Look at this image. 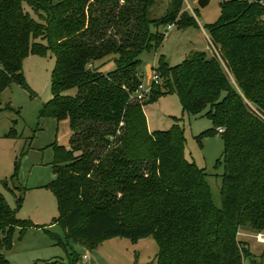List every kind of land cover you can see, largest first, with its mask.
Listing matches in <instances>:
<instances>
[{"label": "trees", "instance_id": "obj_1", "mask_svg": "<svg viewBox=\"0 0 264 264\" xmlns=\"http://www.w3.org/2000/svg\"><path fill=\"white\" fill-rule=\"evenodd\" d=\"M158 1L0 0V96L14 84L28 89V56L55 57L52 98L40 118L68 121L71 130L67 146H52L48 186L59 210L52 225L67 239L95 251L108 239L153 237L154 264H264V249L258 262L238 239L243 226L264 232V121L252 109L264 114V8L260 0L221 3L208 26L219 56L194 51L174 67L161 56L162 83L144 101L140 57L165 39L151 27L194 25L184 0H167L163 16L151 18ZM111 60L114 70L103 71ZM173 90L185 112L212 121L201 137L223 141L221 207L206 171L186 159L181 127L149 130L145 105ZM17 136L12 127L8 137ZM31 227L40 228L19 219L0 193V264H12L2 252L13 248L17 230L22 236Z\"/></svg>", "mask_w": 264, "mask_h": 264}, {"label": "rangeland", "instance_id": "obj_2", "mask_svg": "<svg viewBox=\"0 0 264 264\" xmlns=\"http://www.w3.org/2000/svg\"><path fill=\"white\" fill-rule=\"evenodd\" d=\"M168 1H158L150 17H162ZM198 1L183 2L182 13L185 17H193V26L181 29L174 20L169 25L171 30H168V25L159 29L151 27L152 33H162L165 39L159 49L152 48L140 57L143 61L142 80L148 85L146 87L151 84L150 78L157 70L161 56L171 67L181 64L191 51L208 52L209 57L219 56L210 41L208 26L218 21L220 5L228 0H210L205 8L199 7ZM24 9L39 20L26 3ZM54 66L55 57L51 53L47 57L28 56L23 65L28 89L14 84L0 96V193L19 219L40 227L29 228L22 236L17 230L13 248L2 253L12 264H154L159 248L153 237L137 242L125 238L108 239L97 250L89 251L78 242L67 239L59 223L52 225L59 217L57 199L48 187L55 179L52 146L56 143L67 146L71 137L68 121L40 118L43 105L52 98ZM147 67H151L149 72ZM114 68L111 60L103 71L109 72ZM29 89L34 93L33 97ZM148 99L146 95L144 101ZM252 109L257 111L254 107ZM144 110L151 132L169 131L174 125L181 127L186 140L185 157L206 171L214 203L221 207L224 144L220 135L201 137L213 126L206 112L199 116L185 112L175 90L148 102ZM261 114L264 121V114ZM12 127L17 130V137H8ZM219 159L222 162L217 165ZM48 232L58 237L62 244L55 242ZM259 233L249 226L241 227L238 233V239L246 246L249 240L253 244L255 254L250 249L249 253L258 262L264 249V245L255 238ZM75 258L76 263H72ZM244 264L251 262L246 259Z\"/></svg>", "mask_w": 264, "mask_h": 264}, {"label": "built area", "instance_id": "obj_3", "mask_svg": "<svg viewBox=\"0 0 264 264\" xmlns=\"http://www.w3.org/2000/svg\"><path fill=\"white\" fill-rule=\"evenodd\" d=\"M259 3H260V4L263 6V8H264V0H260ZM261 20H262V22L264 23V14H263V16L261 17ZM171 29H172V26H169V27H168V30H171ZM150 80H151V84L149 85V87H146V86H148V85H146V84L144 83V81L142 80V84L140 85L139 90H138L137 98L141 99V98H143L144 96L148 95V93H149V91H150V87H151V85H152L153 83H154V84H159L160 77H159L157 71H154V72H153L152 77L150 78ZM255 113H257L259 117H262V114L259 113L258 111H255ZM262 118H263V117H262ZM218 131H219V133H222V132H223L222 129H219ZM255 238H256V240H257L258 243H261V244L264 245V233H259V234H257V235L255 236Z\"/></svg>", "mask_w": 264, "mask_h": 264}, {"label": "water", "instance_id": "obj_4", "mask_svg": "<svg viewBox=\"0 0 264 264\" xmlns=\"http://www.w3.org/2000/svg\"><path fill=\"white\" fill-rule=\"evenodd\" d=\"M210 3V0H199L198 1V5H199V7H201V8H205L208 4ZM151 67H147V72H149L151 69H150Z\"/></svg>", "mask_w": 264, "mask_h": 264}, {"label": "crops", "instance_id": "obj_5", "mask_svg": "<svg viewBox=\"0 0 264 264\" xmlns=\"http://www.w3.org/2000/svg\"><path fill=\"white\" fill-rule=\"evenodd\" d=\"M208 36V35H207ZM209 47H210V45H209ZM191 52H193V51H191ZM207 54H208V52H206ZM209 55V54H208ZM187 57V56H186ZM249 249H250V251H251V253L252 254H255V252H253V248H254V246H253V244L250 242V240L248 241V246H247ZM258 250V249H257ZM263 251V250H262Z\"/></svg>", "mask_w": 264, "mask_h": 264}]
</instances>
